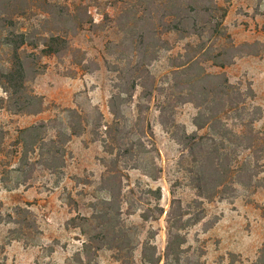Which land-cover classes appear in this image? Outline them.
Masks as SVG:
<instances>
[{
  "label": "trees",
  "instance_id": "trees-1",
  "mask_svg": "<svg viewBox=\"0 0 264 264\" xmlns=\"http://www.w3.org/2000/svg\"><path fill=\"white\" fill-rule=\"evenodd\" d=\"M144 1L142 9L129 10L134 16L130 29L135 33L127 35L112 69L116 72V80L108 99L111 122H104V115L97 106L86 113L77 107H65L63 115L20 129L19 137L24 149L21 163L30 165L33 171L37 164L57 171L65 164V145L74 136L83 134L88 125L92 126L94 140H102L109 157L102 159L105 170L100 189L105 195L93 204L91 215L81 217L88 236L83 252L91 258L104 247L115 249L121 264H139L134 257L137 227L127 226L122 219L125 172L137 169L152 179H158L161 172L155 159L158 154L155 133L148 118L153 101L157 100L161 122L175 128L172 134L191 160L190 179L199 197L223 198L226 190H236V184L252 187L261 173L264 157V131L254 127L264 111L260 105L252 103L256 96L254 89L251 85L242 89L230 82L225 71L211 72L206 67V63L211 62L225 68L234 64L238 57L259 55L264 43L255 40L236 44L224 24L228 8L217 0ZM36 3L43 15L41 25L52 23L54 29L44 28V32L19 28L18 18L33 14ZM92 22L82 0L73 11L64 8L59 0H0V88L6 94L0 95V108L21 115L44 112L47 108L45 97L32 87L47 69L42 58L56 57L63 61L74 54L77 49L71 46L70 31L64 27L70 28L75 35L83 24ZM164 33L195 40L187 41L183 52L170 57V70L159 81L150 67L160 50L172 48L170 40L163 37ZM80 65L89 72L100 68L92 59L81 61ZM186 103H192L197 109L193 118L197 129L192 132L176 123L174 118L176 107ZM226 116L238 121V129L226 122ZM50 130H54L51 136ZM200 130L205 132L201 134ZM6 134L0 124V150ZM242 152L249 154L238 163ZM30 153H36L37 158L30 161ZM150 191L156 194L157 200L161 199L160 188ZM203 199H195V203L200 206ZM133 200L128 203L130 214L138 211V204H143ZM141 208V216L146 221L158 220L165 212L159 204ZM21 213L28 215L30 211L16 207V214ZM186 214L181 200L174 196L166 211L168 243L165 251L158 253L156 245L147 240L141 264H179L181 246L186 240L181 230L191 220L196 223L204 217L202 211L195 218L186 217ZM262 215L264 217V209ZM6 218L15 219L12 214ZM213 224H205V229ZM260 252L258 262L264 264V243Z\"/></svg>",
  "mask_w": 264,
  "mask_h": 264
},
{
  "label": "rangeland",
  "instance_id": "rangeland-1",
  "mask_svg": "<svg viewBox=\"0 0 264 264\" xmlns=\"http://www.w3.org/2000/svg\"><path fill=\"white\" fill-rule=\"evenodd\" d=\"M79 1L59 0V4L73 11ZM82 1L93 22L83 24L75 35L70 28L64 27L70 31L68 40L76 52L63 61L56 57L42 58L47 69L32 83L34 90L45 97L46 110L38 115H21L0 108V124L7 131L0 150V264H121L115 249L104 247L91 258L83 252L88 236L81 217L91 215L93 204L105 195L100 189L105 170L102 159L109 157L102 140H94L92 126L88 125L83 134L74 136L65 145V164L59 170L52 171L37 164L33 171L30 165L21 163L24 149L19 143L20 129L63 115L65 107H77L86 113L97 106L105 123L112 120L108 106L116 80V72L112 69L127 35L135 33L130 29L134 16L129 10L142 9L146 2ZM217 1L228 8L224 24L236 44L255 40L264 43V0ZM33 6V14L30 12L18 18L19 28L23 31L36 28L44 32V28L54 29L52 23L41 25L40 6L37 3ZM125 10L128 13H123ZM163 37L170 40L172 48L160 50L150 67L159 81L170 70V57L183 52L187 41L195 40L193 37L181 39L176 33H164ZM90 59L97 61L100 68L89 72L81 67V61ZM206 67L211 72L225 71L230 82L242 89L251 85L256 93L252 103L260 105L264 111V50L259 55L238 57L234 64L225 68L211 62H207ZM139 93L140 89L136 95ZM0 95H6L1 88ZM156 101L151 104L148 118L155 133L158 151L155 159L161 169L160 176L152 179L140 170L128 169L122 194L123 222L137 227L136 262L141 264L142 249L147 240L156 245L158 253L165 251L168 243L166 211L175 196L186 209V217L195 218L201 211L204 214L203 219L196 223L191 220L181 230L186 240L181 246L179 264H259L264 243V157L261 173L252 187L236 184V190H226L223 198L207 200L199 197L190 179L191 160L174 138L175 128L161 122ZM196 112L192 103L179 105L175 109V121L188 132L195 131L193 118ZM225 120L238 129V121L233 117L226 116ZM254 127L264 131V112ZM199 132L203 134L205 130ZM53 133L54 130H50L49 136ZM248 154L239 153L238 163ZM29 157L33 161L37 154L30 153ZM158 188L161 189L160 200L150 191ZM133 199L137 204H143H138V211L130 214L128 203H133ZM195 199H203L202 204L199 206ZM156 204L165 209L164 214L158 220H144L141 207ZM18 206L29 209L30 213L16 214ZM8 214L15 219L7 220ZM212 222L213 226L205 229V224Z\"/></svg>",
  "mask_w": 264,
  "mask_h": 264
},
{
  "label": "crops",
  "instance_id": "crops-1",
  "mask_svg": "<svg viewBox=\"0 0 264 264\" xmlns=\"http://www.w3.org/2000/svg\"><path fill=\"white\" fill-rule=\"evenodd\" d=\"M261 41V40H260Z\"/></svg>",
  "mask_w": 264,
  "mask_h": 264
}]
</instances>
